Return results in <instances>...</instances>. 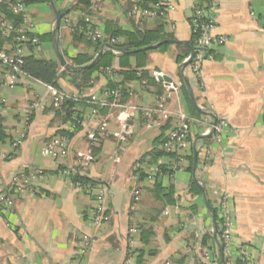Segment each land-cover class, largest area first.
<instances>
[{
  "label": "crops",
  "instance_id": "1",
  "mask_svg": "<svg viewBox=\"0 0 264 264\" xmlns=\"http://www.w3.org/2000/svg\"><path fill=\"white\" fill-rule=\"evenodd\" d=\"M74 1L29 4L26 14L33 34L52 37L55 10L62 12ZM172 1L175 10L169 19L174 23V40L181 43L151 49L145 69L169 74L176 89L170 90L159 107L163 82L144 85L139 79L124 81L121 93L104 108L81 107L82 126L58 159L49 155L47 144L69 122L55 116L47 84L25 73L13 88L0 86V264H122L130 250L127 233L132 224L139 229L136 247L142 250L141 264H163L168 259L171 264H217L204 253V247H196L212 229L211 210L201 196L187 189L193 176L182 166L186 160L181 165L174 162L161 147L182 111L189 115L191 125L190 144L183 153L196 146L195 176L203 184L209 204L215 207L223 193L230 194L235 244L249 252L253 264H264V0H215L212 32L228 40L212 59L204 60L202 87L189 65L182 69L201 112L190 102L184 79L179 77V67L188 55L181 63L175 59L184 50L185 41L190 44L194 0ZM126 4L123 0H92V10L113 26L131 29L135 22L128 18ZM65 16L58 29V48L73 64L72 56L90 50L72 36L75 30L71 25L76 24L81 11ZM140 24L154 29L159 22L145 19ZM52 41L53 37L39 40L33 49L26 46V55L31 51L56 60ZM129 62L134 65L133 58ZM118 65L115 56L107 68ZM120 80L94 74L93 82L81 91L82 98H90L85 103L97 100L109 82ZM59 84L64 93L78 92L63 78ZM124 111L128 117L121 122L119 115ZM213 118L229 124L219 137L210 132ZM103 121L105 134L93 148V162L76 172L96 184L90 193L78 191L57 168L76 170L75 154L85 152L88 146L86 132ZM22 127L25 137L14 150L11 139ZM122 127L130 131L125 140L117 135ZM204 149H210L213 156L203 166ZM157 150L162 152L157 155ZM176 164L182 170L176 169ZM158 166L167 172L158 175ZM156 181L164 186V193L172 191L177 212L153 195ZM97 188L103 192L104 210L100 224L94 226L88 211ZM81 244L84 252L76 254Z\"/></svg>",
  "mask_w": 264,
  "mask_h": 264
},
{
  "label": "built area",
  "instance_id": "2",
  "mask_svg": "<svg viewBox=\"0 0 264 264\" xmlns=\"http://www.w3.org/2000/svg\"><path fill=\"white\" fill-rule=\"evenodd\" d=\"M124 3L129 5L127 10V16L130 19H159L163 25L168 29V27L173 28L174 23L169 19V14L175 10V4L172 0H123ZM9 8L15 14L21 15L22 24L15 26L9 22H5L3 19H0V29L4 37L9 38L12 36V42L5 44L0 48V86L6 88H13L19 80L21 75H25V72L22 69L24 58L26 56L25 47L29 43L32 47H38L39 40L38 37L33 34V25L29 22V19L26 14V6L21 2H15L10 4ZM216 3L215 0H194L193 13L190 20V32L195 35V47L193 48V56L191 63L189 64L191 73L195 78L200 82L201 87L204 85L202 82V65L204 60L212 59L214 52L223 47L227 42V37L225 35H218L212 32L215 23V13H216ZM84 20L88 23L89 16H85ZM64 22L68 21V17H64ZM264 23V21H263ZM72 30H79L84 32L92 40L96 39H107L109 43L117 42V38L110 37L107 34L99 32L97 29H90L88 24L84 26H78L74 23L71 25ZM31 35V36H29ZM187 58V57H186ZM185 58V59H186ZM163 72L151 71V76L156 81L159 80V77L163 76ZM95 75H106L118 77L117 73L114 72L111 68H101L99 73ZM142 84H145V80L141 81ZM164 83V92L157 99V104L159 107H162L164 101L170 96V90L176 89L174 83L165 82ZM47 90L52 95V106L58 108L64 98H70L73 100H78L80 98V92L73 94L64 93L62 91L56 90L53 86L47 84ZM118 91L116 89H104L100 93V97L96 100V103L105 106L109 104V99L113 96H116ZM35 105V102L34 104ZM74 109V108H73ZM93 110V109H92ZM95 111V110H93ZM128 117L126 111L122 112L119 115L121 122H123ZM74 118H76L74 114ZM81 124L83 119H78ZM78 122V121H77ZM190 117L189 115L182 111L179 112L177 116L176 127L171 130L162 142V147L167 152H174L176 154H182L183 150L188 148L190 144V133L191 125L189 124ZM25 124L28 123L27 119L24 121ZM228 123L223 119H216L215 123L210 126V130L219 137L223 131L228 127ZM73 127L72 123L68 124V128ZM106 123L101 122L96 128L89 129L86 132V138L88 146L85 152H76L75 161H76V170H73L68 167L58 166L57 172L60 176L66 178L70 181L72 187L78 191L85 193H90L93 191V186L84 185L77 181H72V176L76 172L84 171L94 160L93 148L100 144L105 134ZM26 129L19 128L17 133L11 139V147L16 150L23 142L25 137ZM130 131L124 127L121 128L120 132L117 134L120 140H125L126 136ZM70 138L61 135H55L47 144V149L49 155L53 159H58L65 154V150ZM213 156L210 149H204L201 153V158L203 159V166L207 165ZM181 159H179L180 161ZM176 169L182 170V167L176 164ZM40 172V171H39ZM78 174V173H77ZM97 192L93 195V200L88 211V220L90 224L97 226L100 224L102 219V214L104 210V198L103 192L100 188L96 189ZM1 202V199H0ZM218 210V216L220 219L221 231H222V242L223 249L222 252L225 257L228 258V264H235V256L238 255L241 260L240 264H253V260L249 255V252L244 247L237 246L235 231H233L234 224V209L231 203L230 194L223 193L214 207ZM135 209V205L132 207ZM178 205L173 204L172 210H177ZM177 212V211H176ZM209 231H212L209 230ZM213 232V231H212ZM127 240L129 244V252L127 253L126 258L122 264H134L136 252L133 249L136 248L139 240V229L136 225H130L128 228ZM200 244V245H199ZM197 248H202L201 243H196ZM206 255L213 257L216 261L213 253H210L206 249H203ZM84 246L81 244L77 248L76 254H83ZM163 264H171L170 260H166Z\"/></svg>",
  "mask_w": 264,
  "mask_h": 264
},
{
  "label": "trees",
  "instance_id": "3",
  "mask_svg": "<svg viewBox=\"0 0 264 264\" xmlns=\"http://www.w3.org/2000/svg\"><path fill=\"white\" fill-rule=\"evenodd\" d=\"M54 0H0V19H3L5 22H9L15 26L22 24V17L21 15L15 14L11 11L9 8L10 4H13L15 2H21L26 7L29 4L32 3H50L52 4ZM126 12L129 8V5L126 4ZM70 11H81V17L76 21L78 26H84L88 24L90 26V29H97L99 32L109 35L110 37L117 38V42L115 43H109L107 39H96L92 40L89 38L84 32L82 31H74L72 33L73 38L80 39L82 42H84L89 52H79L72 56L71 62L76 65H84L89 63L99 52L102 51L100 57L89 67L77 70V71H71L66 69H61L60 64L55 59H47L44 57H40L33 52H29L28 55L24 58V63L22 66L23 71L30 77L53 86L56 90L61 91L62 87L59 84V79L63 78L67 80L71 85H73L79 94H81V91L90 85V82H93L94 80V74L99 73V70L101 68H105L107 66L111 67V64L113 62V58L116 56L118 58V67L113 68L114 72L117 73L118 77H121L120 81L116 82H109V87L106 89H116L118 91L116 96H113L109 99H113L114 97H117L122 89H123V83L126 80H133V79H139L140 81L145 80L144 85L149 84H155L157 83L156 80L153 79L151 76V72H148L147 69H145L146 65V58L147 54L151 49L147 50H139L134 51L139 48H142L144 46L157 44L162 40H169L174 39L173 31L171 27H168V29L163 25V23L158 20L159 24L154 29H145L141 26V22L144 19H138L133 20L131 29H123L122 27L113 26L111 22L107 20H102L100 17L95 15L94 11L92 10V0H75L70 8L60 12V21L62 18L69 13ZM193 13V10H192ZM85 16H89V22L86 23L84 20ZM191 18V17H190ZM191 20V19H190ZM31 36V35H29ZM37 36V35H36ZM38 37V36H37ZM51 35H43L38 37V40H47L51 39ZM195 35L192 33L190 37V45L192 48L195 47ZM6 42H12V36L9 38L4 37L2 30L0 29V48L6 43ZM53 42V41H52ZM174 43L171 42H164L159 44L155 49L159 48H166L168 45H171ZM108 45H111L112 48H109ZM27 46L31 49L33 47L28 43ZM184 50L176 55V61L178 63H181V60L185 58L187 55H189V48L187 46L183 47ZM153 49V48H152ZM215 53V52H214ZM214 56V55H213ZM133 58L134 65L130 64V59ZM61 69V71H60ZM117 77V78H118ZM142 83V82H141ZM121 84V87H120ZM90 99V98H89ZM89 99L82 98V95H80V98L78 100H73L70 98H64L61 102L60 106L58 108H53V111L55 113V116H59L62 118V122H69L73 124V127L68 128H61L57 130L56 135L66 136L67 138H72L73 135L80 130L82 124L79 122L78 119H83L82 114V108H88L93 110H97L100 108H104L105 106H102L98 103H96V100H90L89 103H85ZM82 107V108H81ZM74 108V109H73ZM84 110V109H83ZM74 114L76 118H74ZM78 121V122H77ZM0 138H1V129H0ZM165 138L161 141V147L162 142H164ZM163 148V147H162ZM162 151L157 150V155H159ZM163 153L169 154L171 157H174V162H179L180 165L183 163V159L186 160L185 163H183V167L191 172L192 171V161H193V150L190 148V150L187 153L182 154H176L174 152H165L163 149ZM156 156V155H155ZM179 159H181L179 161ZM158 175L161 173H166L167 169L164 166H158ZM72 181H77L84 185H90L95 186V182L92 179H89L85 176L75 174L72 176ZM200 181L191 180L187 189L192 192L193 194H196L197 196H203V190L201 189ZM202 184V183H201ZM164 186L161 185L159 182H155L151 188V191L153 192V195L157 199L164 200L165 204L173 205L174 199H173V193L169 189V191L164 193ZM208 203L210 201L208 200ZM211 204V203H210ZM195 205L192 206L193 209H195ZM212 207V206H211ZM212 210H214V221L216 224V231H217V238L222 246L223 249V242H222V231H221V225H220V219L218 216V210H216L214 207H212ZM143 227L142 224H140V228ZM140 235V234H139ZM201 246L204 247L207 251L210 253H213L217 264H228V258L224 256L221 259V253L216 248L214 237L212 234V231H206V233L203 235L201 239ZM134 252H136L135 262L134 264H141L143 261V258L141 256V249H138L137 247L133 249ZM235 264H240L241 260L240 257L236 255L234 257Z\"/></svg>",
  "mask_w": 264,
  "mask_h": 264
},
{
  "label": "water",
  "instance_id": "4",
  "mask_svg": "<svg viewBox=\"0 0 264 264\" xmlns=\"http://www.w3.org/2000/svg\"><path fill=\"white\" fill-rule=\"evenodd\" d=\"M55 15H56L55 27H54V29L52 31V37H53V49H54V53H55V56H56V60L63 67V69L71 70V71H77V70H81V69H84V68H87V67L91 66L100 57V55L102 53L101 50L99 52H97V54L94 56V58L89 63L84 64V65H80V66L73 65V64L67 62L63 58V56L60 53L59 48H58V39H57L58 29H59V25H60V11L59 10H55ZM164 42H171V43H175V44H180L181 43V41L174 40V39L162 40V41H160L157 44L144 46V47L139 48V49L134 50V51L152 49V48H155L159 44L164 43ZM185 44L189 48V55L187 56L186 59L183 60V62L181 63V65L179 67V71H180L179 77L184 79V83L186 84V88L188 90L190 102L193 104V106L195 107V109L197 111L201 112L200 108L197 106V104H195V100H194L193 93L191 91V87L189 85V82L187 81L186 77L182 75V69L184 67L188 66L191 63V59H192V56H193V48H192V46L187 41H185ZM108 47L112 48L111 45H108ZM159 80L165 81V82H172V77L169 74L164 73L163 76L159 77ZM215 121H216V119L213 118L212 124H214ZM210 132L212 133V131H210ZM196 163H197V149H196V146L193 145V161H192V168L193 169H192V176H193L194 180L198 181V179L195 176L196 165H197ZM200 185L202 186L201 189L203 190V196H202L203 203H204V205H206V207L209 210H211V213H212V222H213L212 231H213V236H214V239H215V243H216L217 249L221 253V259H222L223 258V252H222V246H221V244H220V242H219V240L217 238L216 224H215V221H214V210H212L211 205L208 203V200L206 198V191L204 189L203 184L200 183Z\"/></svg>",
  "mask_w": 264,
  "mask_h": 264
},
{
  "label": "rangeland",
  "instance_id": "5",
  "mask_svg": "<svg viewBox=\"0 0 264 264\" xmlns=\"http://www.w3.org/2000/svg\"><path fill=\"white\" fill-rule=\"evenodd\" d=\"M37 54H38V56H40V57H44V55H45V54H43V53H42V54H41V53H37ZM127 235H128V233H127Z\"/></svg>",
  "mask_w": 264,
  "mask_h": 264
}]
</instances>
